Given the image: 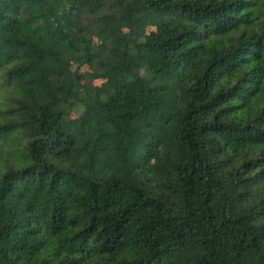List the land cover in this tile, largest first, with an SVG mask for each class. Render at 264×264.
I'll return each instance as SVG.
<instances>
[{
    "label": "trees",
    "instance_id": "1",
    "mask_svg": "<svg viewBox=\"0 0 264 264\" xmlns=\"http://www.w3.org/2000/svg\"><path fill=\"white\" fill-rule=\"evenodd\" d=\"M0 264H264V0H0Z\"/></svg>",
    "mask_w": 264,
    "mask_h": 264
},
{
    "label": "rangeland",
    "instance_id": "2",
    "mask_svg": "<svg viewBox=\"0 0 264 264\" xmlns=\"http://www.w3.org/2000/svg\"><path fill=\"white\" fill-rule=\"evenodd\" d=\"M74 23L79 26L80 25H86L88 27L90 26L89 28L94 32L93 38H92V45L94 47L97 57L100 58L101 60L109 61L110 58L108 57V54H107V47L105 43L99 37V34L101 35L103 31L102 28L98 26L100 24L97 23L95 20L88 18L86 15H81V14H78L74 17ZM91 70L92 68L87 67V66H82L80 68L81 74L89 73ZM102 82H103V79H99V78H95L92 80V83L94 85H99Z\"/></svg>",
    "mask_w": 264,
    "mask_h": 264
}]
</instances>
